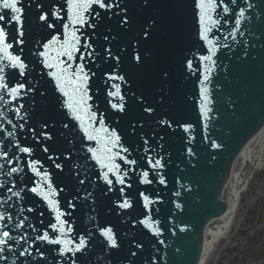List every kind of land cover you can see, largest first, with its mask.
I'll return each instance as SVG.
<instances>
[{"label": "snow or ice", "instance_id": "snow-or-ice-1", "mask_svg": "<svg viewBox=\"0 0 264 264\" xmlns=\"http://www.w3.org/2000/svg\"><path fill=\"white\" fill-rule=\"evenodd\" d=\"M237 0H230L231 4H236ZM197 8L199 9V38L205 42L207 47L208 55H199L198 59L201 62H208L206 65V74L203 77L204 82L209 81L210 76L208 73L211 72V66L216 63L213 57L218 51V36H212L211 34L214 30H219L221 28V22L228 24L230 21L224 19L225 16L231 14V9L228 3L224 0H197ZM38 8H42L43 5H37ZM104 9L105 14L111 12L112 9H118L119 11L114 13L115 15H120L121 13H126V7H121V0H65V3L56 6L55 4L49 5L48 10L38 14L39 21L45 22L44 27L52 29L55 27L54 23L48 22L50 17L52 20H65V15H61V12L66 13L67 22L62 24L61 34H50V38L45 37L42 44L37 41V47L42 48V51L35 53L38 57H42L43 68L48 69L45 75L51 78L55 85V91L62 97V102H60V107L67 110V114L70 116L71 120L77 121L79 129L84 133V137L87 141L94 142L95 147L89 146L86 151L91 154V159L99 165L102 170V175L100 178L108 186V191L111 192L114 189L112 185L115 183L121 185L119 188V193L123 196L125 193V188H131L132 185L127 183L126 177H128L129 171L135 172L134 167L122 168L117 160L123 161L124 164L129 166H135L137 164L136 159H129L131 152L128 147H125L121 143V136L115 129H109L103 121V115L98 116L96 111H93V105L90 103L93 100V96L90 94L89 82L93 76L94 72L87 70L86 62L95 63V57L99 55L96 53L95 48L91 42V38L87 35L81 33V29L85 26L89 28H95L96 23H92L93 17L99 21L101 13L95 9ZM218 9L220 12L218 13ZM7 10L6 14H0V102L5 104H12L14 101H23L26 96L36 91V84L38 81H33L28 78L31 72L29 64L26 63L24 53V45L26 43V32H25V8L23 6V0H0V13ZM245 19V9L240 8L238 13H235L234 27L228 32V36L235 40L237 33L241 30L242 22ZM121 24H127V16H122L120 20ZM11 27V31L9 30ZM243 33H241L242 35ZM61 35L64 37L61 39ZM147 35V33H143ZM105 40L109 37L105 36ZM115 39V37H113ZM227 39V37H225ZM17 47L19 53H13L12 49ZM223 47H228L224 44ZM104 55L101 59L105 62L111 60L114 64L111 66V71L105 72L102 75L106 77L104 79V84L109 85L106 90V100L110 104L111 109L115 110L116 113H126V98L121 90V83H110L112 81H120L125 85H128V80L125 78L124 74H119V68L121 64V56L109 47L104 49ZM133 59L135 60L137 66H142L145 63V58L137 52ZM99 67V65H97ZM187 67L189 70L193 69L192 61H188ZM15 70V71H9ZM16 80L13 85L12 81ZM209 89L203 87L201 94L204 96L205 101L210 103L208 99ZM129 93L131 96L135 97L136 94L131 92L129 88ZM10 97L9 100H5V95ZM59 99V98H58ZM140 100L139 97H136ZM143 104V101L140 100ZM24 109V104L19 103L18 106L10 109L14 111L16 117L20 120H24L27 123L28 112L24 111L21 114V110ZM143 111L146 113H151L153 109L151 107H143ZM201 111L205 119L209 118V112L211 108H208L206 104L201 105ZM2 115V113H0ZM7 123L16 128L17 125L13 124L11 119L7 120ZM161 124H168L171 127L170 122L160 121ZM97 124L99 126H97ZM24 124H20L19 128L24 129ZM75 126V125H74ZM49 127L47 122L41 126L39 133L34 127H29V132L32 134L33 139L37 144L43 141H52L53 135L51 132L46 131ZM68 124H64V128H67ZM136 125L133 124L132 128L135 129ZM142 127V125H141ZM185 131L191 129V125H183ZM2 130V129H0ZM14 132H7V136L13 137ZM162 139V137H161ZM145 145L148 144L147 139H143ZM20 153L26 154L28 157L33 155V148L22 147L19 143L14 145ZM215 147L219 148L220 145L216 144ZM42 150L45 153L49 152V147L47 145L42 146ZM145 151H149L145 148ZM126 154V155H125ZM0 159L7 162L8 165H12L20 161V158L15 156L9 157V152L0 151ZM47 159L51 160L56 169L63 170V165L57 163L59 156L49 155ZM147 164L150 169L159 170L165 167L163 163V157L157 158L153 161L151 156L146 157ZM28 169L36 177H39V181L36 182L35 186L27 188V191L41 197L47 202V206L55 213L56 223H50L48 227L51 229L52 233H58V236H50L49 231L45 230L42 234L35 237V241H41L48 245H62L59 249V254L62 257H67L71 264H76V254L83 253L87 247V239L84 236L78 238V243L69 237V233L73 231L69 224V221L64 219L66 215H71L70 212H66L60 208V202L55 199L59 195L56 187H54L51 174L45 169L41 171L43 163L40 160H28L26 165ZM5 167L4 164H0V170ZM24 171L23 167H10L7 171V176L11 177L13 174H19ZM159 178L160 184H165L164 176L156 172ZM140 182L143 184H151L153 181L149 179V171L143 170L140 172ZM80 184L84 183V180H79ZM0 187H4L0 184ZM26 187V186H25ZM8 191H12L11 188ZM63 191V189H60ZM12 194L16 197H21V192L13 191ZM179 195V193H177ZM91 196V193H88ZM143 198V207L149 213V215L138 221L149 228L156 236H160L162 233L157 227H153V224H159L158 220L153 221L150 213L152 208L150 205L159 203V200H151L148 195L143 192L140 193ZM76 205L69 200L67 202V208L74 210ZM120 209H130L133 207L131 200L125 196L122 202L118 203ZM177 208L181 205L177 204ZM27 211H34L33 208H28ZM43 215V213H40ZM11 220L12 216L8 215L5 217L4 213H0V221ZM27 219V218H26ZM43 223V221H41ZM24 222L21 221L17 227H23ZM0 227H3L0 225ZM33 231H36L34 225H31ZM100 234L106 238L107 247L110 249H118L120 244L118 243L117 236L113 231L111 226L100 229ZM90 235V234H89ZM26 236L13 237L9 231L0 232V260H7V256L3 253L7 250H12L13 245L10 241H16L19 243L21 240H25ZM160 243H163L161 240ZM33 244H29V248ZM29 248H24L19 252V256L32 257V252ZM135 248H142L141 244H135ZM40 257L44 256V253L40 251L37 247L36 249ZM71 253V256L68 254ZM132 256L136 255L135 251L131 252ZM15 264V261H13ZM26 264V262H22Z\"/></svg>", "mask_w": 264, "mask_h": 264}]
</instances>
